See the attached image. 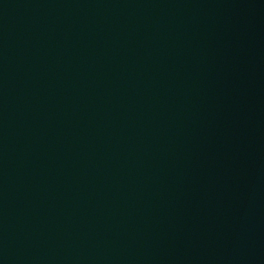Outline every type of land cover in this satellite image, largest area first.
<instances>
[{
  "label": "water",
  "instance_id": "95a60500",
  "mask_svg": "<svg viewBox=\"0 0 264 264\" xmlns=\"http://www.w3.org/2000/svg\"><path fill=\"white\" fill-rule=\"evenodd\" d=\"M199 0H0V264H64Z\"/></svg>",
  "mask_w": 264,
  "mask_h": 264
}]
</instances>
